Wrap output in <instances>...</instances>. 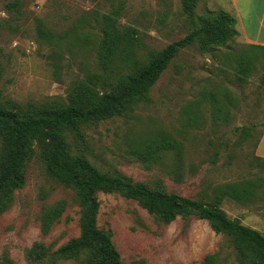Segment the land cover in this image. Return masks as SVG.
I'll list each match as a JSON object with an SVG mask.
<instances>
[{
	"label": "rangeland",
	"instance_id": "rangeland-1",
	"mask_svg": "<svg viewBox=\"0 0 264 264\" xmlns=\"http://www.w3.org/2000/svg\"><path fill=\"white\" fill-rule=\"evenodd\" d=\"M117 1L124 2L120 23L138 61L227 8V0H199L192 13L183 0H0V96L21 104L65 98L73 81L97 70V19ZM39 26L52 39L39 36ZM254 50L239 33L223 43L201 35L171 59L150 88L149 102L84 127L85 156L102 172L152 188L164 186L199 200L220 193L230 218L264 235V158L255 153L264 128L260 57L245 80L236 77L239 63ZM127 65L118 56L113 66L122 72ZM163 135L181 144L180 159L166 150L158 160L144 161L133 151ZM245 179L255 181V195L238 202L227 191ZM97 198V224L112 232L121 264H201L209 253L215 254L214 264H252L206 219L177 216L163 223L120 192L99 191ZM61 200L67 206L47 228L45 217ZM79 215L71 189L50 179L33 157L24 185L0 215V261L77 264L54 251L79 235Z\"/></svg>",
	"mask_w": 264,
	"mask_h": 264
},
{
	"label": "trees",
	"instance_id": "trees-1",
	"mask_svg": "<svg viewBox=\"0 0 264 264\" xmlns=\"http://www.w3.org/2000/svg\"><path fill=\"white\" fill-rule=\"evenodd\" d=\"M198 1L183 0V7L192 13ZM115 3L97 19V70L73 81L65 98L56 96L21 104L0 96V215L10 206L13 191L24 185L30 160L38 157L47 176L70 188L80 207L79 235L61 244L54 251L57 256L72 258L77 264H121L112 232L97 224V193L116 191L136 200L163 223L177 216L206 219L214 231L231 237L240 257L252 264H264V235L238 218H230L221 207L222 194L199 200L167 191L164 186L152 188L124 175L102 172L85 156L88 145L84 127L130 113L137 105L149 102L150 88L180 50L201 35L223 43L239 33L236 18L220 9L208 25L193 28L182 38L152 50L146 60L138 61L134 59V42L120 23L124 2ZM38 34L48 40L53 37L41 26ZM251 46L255 49L253 56L244 58L237 67L239 81L249 75L257 58L260 57L263 67L262 49ZM118 56L128 64L122 72L113 66ZM166 150H173L179 159L182 157L181 144L169 135L151 140L141 151H133L144 161H156ZM255 187V181L245 179L230 185L227 193L243 202L254 197ZM66 206L67 202L61 200L49 210L44 221L47 228L59 219ZM214 263V253L206 254L201 262Z\"/></svg>",
	"mask_w": 264,
	"mask_h": 264
},
{
	"label": "crops",
	"instance_id": "crops-1",
	"mask_svg": "<svg viewBox=\"0 0 264 264\" xmlns=\"http://www.w3.org/2000/svg\"><path fill=\"white\" fill-rule=\"evenodd\" d=\"M236 18L235 28L244 41L263 51L264 76V0H227V8ZM255 153L264 158V128L256 143Z\"/></svg>",
	"mask_w": 264,
	"mask_h": 264
}]
</instances>
